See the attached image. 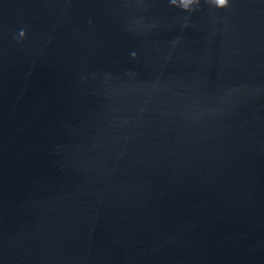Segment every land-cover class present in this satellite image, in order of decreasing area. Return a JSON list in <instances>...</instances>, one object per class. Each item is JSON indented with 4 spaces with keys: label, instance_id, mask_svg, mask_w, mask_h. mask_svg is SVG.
<instances>
[{
    "label": "water",
    "instance_id": "obj_1",
    "mask_svg": "<svg viewBox=\"0 0 264 264\" xmlns=\"http://www.w3.org/2000/svg\"><path fill=\"white\" fill-rule=\"evenodd\" d=\"M0 264H264V0H0Z\"/></svg>",
    "mask_w": 264,
    "mask_h": 264
},
{
    "label": "snow or ice",
    "instance_id": "obj_2",
    "mask_svg": "<svg viewBox=\"0 0 264 264\" xmlns=\"http://www.w3.org/2000/svg\"><path fill=\"white\" fill-rule=\"evenodd\" d=\"M221 2H223V0H221Z\"/></svg>",
    "mask_w": 264,
    "mask_h": 264
}]
</instances>
